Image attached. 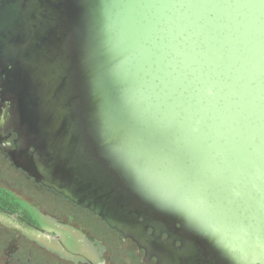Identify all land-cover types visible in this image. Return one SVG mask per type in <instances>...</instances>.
<instances>
[{
  "label": "water",
  "instance_id": "1",
  "mask_svg": "<svg viewBox=\"0 0 264 264\" xmlns=\"http://www.w3.org/2000/svg\"><path fill=\"white\" fill-rule=\"evenodd\" d=\"M0 89L37 183L135 242L264 264V0H0Z\"/></svg>",
  "mask_w": 264,
  "mask_h": 264
},
{
  "label": "flooded vegetation",
  "instance_id": "2",
  "mask_svg": "<svg viewBox=\"0 0 264 264\" xmlns=\"http://www.w3.org/2000/svg\"><path fill=\"white\" fill-rule=\"evenodd\" d=\"M16 139L13 133L0 141V180L9 171L27 189L21 197L0 186V215L7 219L0 226V264H207L183 254L182 243L166 234L140 243L126 238L92 211L37 183L8 154ZM41 234L50 237L48 243L35 238Z\"/></svg>",
  "mask_w": 264,
  "mask_h": 264
},
{
  "label": "rangeland",
  "instance_id": "3",
  "mask_svg": "<svg viewBox=\"0 0 264 264\" xmlns=\"http://www.w3.org/2000/svg\"><path fill=\"white\" fill-rule=\"evenodd\" d=\"M7 173H6L5 178L3 179V181L0 180V186L10 190L11 192L15 193L18 196L24 197V194L22 193L21 190H23V188L26 190L27 189L26 186L24 187L22 184L18 185L17 181L15 182V178H14L15 176L14 175H8ZM38 198L40 199L41 197H38ZM6 220L7 219L5 217L0 215V226H3L4 222L6 223ZM18 230H19L18 232H22L23 228H22V230H21V228L18 229ZM3 232H4L3 229H0V239L4 236ZM79 236H80L79 238L82 239V236L80 234H79ZM35 238L40 240L42 243H48L50 237H47L46 235H42L41 234V235H39L38 237H35ZM97 246H98V250L100 251L101 245L99 243H97Z\"/></svg>",
  "mask_w": 264,
  "mask_h": 264
}]
</instances>
